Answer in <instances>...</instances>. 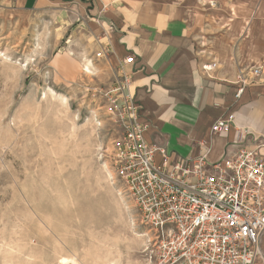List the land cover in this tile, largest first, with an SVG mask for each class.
<instances>
[{
    "label": "rangeland",
    "instance_id": "rangeland-1",
    "mask_svg": "<svg viewBox=\"0 0 264 264\" xmlns=\"http://www.w3.org/2000/svg\"><path fill=\"white\" fill-rule=\"evenodd\" d=\"M193 7L225 48L264 64V0ZM80 23L63 3L0 4V264H155L153 232L115 177L117 72L86 58Z\"/></svg>",
    "mask_w": 264,
    "mask_h": 264
},
{
    "label": "crops",
    "instance_id": "crops-1",
    "mask_svg": "<svg viewBox=\"0 0 264 264\" xmlns=\"http://www.w3.org/2000/svg\"><path fill=\"white\" fill-rule=\"evenodd\" d=\"M9 1L31 9L66 4L88 38L84 55L93 66L109 65L117 72L116 80L120 63L134 56L126 65L131 74L126 92L140 104L141 120L150 125L145 139L166 152V157L155 154L158 164L167 162L172 168L182 161L192 166L205 156L208 171L214 172L213 165L224 156L252 146L250 137L240 138L239 129L249 127L264 135V64L255 51L243 46L237 53L234 47L225 48L221 30L210 29L217 24L193 7L200 0H191L190 6L189 0H0V4ZM102 48L106 56L95 58ZM212 63L216 66L204 70ZM253 67H263L260 78L238 95L240 71ZM232 115L230 131L213 132L218 119ZM259 245L255 264H264V236Z\"/></svg>",
    "mask_w": 264,
    "mask_h": 264
},
{
    "label": "built area",
    "instance_id": "built-area-1",
    "mask_svg": "<svg viewBox=\"0 0 264 264\" xmlns=\"http://www.w3.org/2000/svg\"><path fill=\"white\" fill-rule=\"evenodd\" d=\"M105 56L103 48L94 53L98 59ZM133 62L131 55L120 63V77L107 92L109 111L123 128L112 160L121 192L153 232L155 264H255L264 236V135L239 129L240 138L250 137L252 146L224 156L213 165L214 172L208 171L205 156L192 166L182 161L172 168L167 162L158 164L155 154L166 157V152L145 139L150 125L141 120L140 104L126 92L131 78L126 65ZM215 66L206 64L204 70ZM262 72L263 67L243 68L238 95ZM233 121V115L220 118L212 130L228 132Z\"/></svg>",
    "mask_w": 264,
    "mask_h": 264
},
{
    "label": "bare ground",
    "instance_id": "bare-ground-1",
    "mask_svg": "<svg viewBox=\"0 0 264 264\" xmlns=\"http://www.w3.org/2000/svg\"><path fill=\"white\" fill-rule=\"evenodd\" d=\"M70 261H73V260H66L63 263H67V262H70ZM73 262H75V261H73Z\"/></svg>",
    "mask_w": 264,
    "mask_h": 264
}]
</instances>
